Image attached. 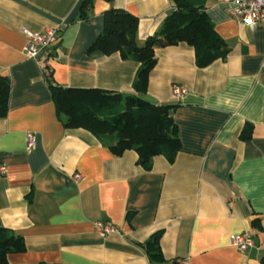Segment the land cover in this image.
Returning <instances> with one entry per match:
<instances>
[{
	"label": "crops",
	"instance_id": "0c3cea01",
	"mask_svg": "<svg viewBox=\"0 0 264 264\" xmlns=\"http://www.w3.org/2000/svg\"><path fill=\"white\" fill-rule=\"evenodd\" d=\"M83 1L0 0V75L11 80L8 116L0 119V166L7 167L0 175V228L25 242L8 263L165 264L150 261L144 248L162 231L167 262L264 264V26H238L230 0H185L205 10L229 55L197 68L192 46L156 47L149 88L139 96L176 105L181 151L173 163L153 158L144 171L136 152L113 156L88 131L65 128L39 62L26 57L22 30L59 28L45 56L57 86L135 95L140 63L88 53L89 46L111 8L139 19L136 43L143 46L174 5L96 0L82 22ZM174 85L187 95L174 100ZM246 124L252 137L243 141ZM27 133L37 140L32 152L25 150ZM97 221L118 233L100 237ZM247 231L255 246L241 253L229 240Z\"/></svg>",
	"mask_w": 264,
	"mask_h": 264
},
{
	"label": "trees",
	"instance_id": "16d2710c",
	"mask_svg": "<svg viewBox=\"0 0 264 264\" xmlns=\"http://www.w3.org/2000/svg\"><path fill=\"white\" fill-rule=\"evenodd\" d=\"M95 1L82 2L80 21H88ZM172 4L174 10L165 17L159 33L148 38L143 46L136 43L139 19L118 8H111L104 13V28L89 46L88 53L101 52L106 57L118 54L120 58L140 63L134 82L135 95L100 88L57 86L49 66L44 72L59 120L67 130L88 131L109 148L113 156L136 152L138 166L144 171H151L153 158L161 156L173 163L181 151L179 132L172 118L176 105L159 106L139 96L149 88L148 78L157 64L156 47L173 48L182 43L192 46L197 68L210 67L214 62L224 61L229 55L227 43L220 39L204 9L185 0H172ZM10 82V78L0 75V119L8 116ZM252 131V127L246 124L241 139L250 140ZM253 224L256 228L258 222ZM162 237V231L155 232L144 245L147 257L153 263L178 264L164 260L160 248ZM24 247L25 242L20 235L0 228V264H9L8 255L22 253Z\"/></svg>",
	"mask_w": 264,
	"mask_h": 264
},
{
	"label": "built area",
	"instance_id": "2783aa9c",
	"mask_svg": "<svg viewBox=\"0 0 264 264\" xmlns=\"http://www.w3.org/2000/svg\"><path fill=\"white\" fill-rule=\"evenodd\" d=\"M228 9L229 15L233 17V20L237 22L236 24L238 26L252 30L264 26V0H230L228 2ZM59 31V28L47 29L44 33L29 32L28 29L22 30V33L28 38V43L24 48L26 57L39 62L43 74L46 68L45 56L51 51V47L56 46L58 43L60 38ZM186 93L187 90L180 85H174L171 90L174 100L181 99L184 95H187ZM25 138L27 142L25 150L28 152L34 151L37 145L35 136L32 133H27ZM6 171L7 167L1 165L0 175L5 174ZM76 179H80V176L77 175ZM94 225L97 231L96 233L102 238L108 234H117L119 231L117 227L109 223L97 221ZM253 239V234L247 231L243 234L232 235L229 242L230 245L237 247L241 253H245V251L255 246Z\"/></svg>",
	"mask_w": 264,
	"mask_h": 264
}]
</instances>
